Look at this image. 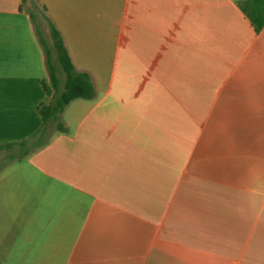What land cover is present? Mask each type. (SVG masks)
I'll list each match as a JSON object with an SVG mask.
<instances>
[{
	"label": "crops",
	"instance_id": "0c3cea01",
	"mask_svg": "<svg viewBox=\"0 0 264 264\" xmlns=\"http://www.w3.org/2000/svg\"><path fill=\"white\" fill-rule=\"evenodd\" d=\"M49 22L94 93L24 153ZM4 143L0 264H264V26L235 0H0Z\"/></svg>",
	"mask_w": 264,
	"mask_h": 264
},
{
	"label": "trees",
	"instance_id": "16d2710c",
	"mask_svg": "<svg viewBox=\"0 0 264 264\" xmlns=\"http://www.w3.org/2000/svg\"><path fill=\"white\" fill-rule=\"evenodd\" d=\"M22 1L25 2L26 0ZM235 1L254 30L260 31L264 26V0ZM31 19L34 21L32 16ZM35 27L44 50V64L49 81L46 93L50 94V98L47 103H41L36 107L41 120L38 129L18 143L25 147L24 153L44 145L50 136L51 126L58 131L64 129L59 121V115L71 100L76 98L88 99L94 93L89 74L75 69L62 37L55 26L49 22V39L44 37L37 25ZM60 74L63 75V79H60ZM11 145L12 143H4L0 145V150L8 149ZM12 159L13 157H9L7 160Z\"/></svg>",
	"mask_w": 264,
	"mask_h": 264
},
{
	"label": "rangeland",
	"instance_id": "374dc122",
	"mask_svg": "<svg viewBox=\"0 0 264 264\" xmlns=\"http://www.w3.org/2000/svg\"><path fill=\"white\" fill-rule=\"evenodd\" d=\"M79 101H83V100H79ZM83 103H87L86 105H89L91 102L83 101ZM70 107H68L67 109H77L78 108V102H73L72 106H70ZM80 108H82V107H80Z\"/></svg>",
	"mask_w": 264,
	"mask_h": 264
}]
</instances>
